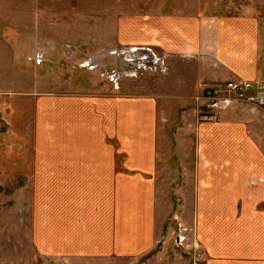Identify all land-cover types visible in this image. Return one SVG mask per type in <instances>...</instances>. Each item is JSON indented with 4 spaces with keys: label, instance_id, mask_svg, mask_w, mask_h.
Returning a JSON list of instances; mask_svg holds the SVG:
<instances>
[{
    "label": "crops",
    "instance_id": "0c3cea01",
    "mask_svg": "<svg viewBox=\"0 0 264 264\" xmlns=\"http://www.w3.org/2000/svg\"><path fill=\"white\" fill-rule=\"evenodd\" d=\"M61 2L68 16L102 17L82 23L89 34H69L68 22L69 42L36 36L46 60L32 63L49 78L27 89L0 83V223L10 225L0 229V264H188L167 242L185 223L198 234L210 226V264H264V118L243 101L221 106L218 118L193 102L227 82L264 84V15L238 0ZM125 47L152 49L163 75L149 83L153 71L142 73L145 82L122 92L71 72ZM56 57L73 64L58 71ZM219 164L236 165L219 181Z\"/></svg>",
    "mask_w": 264,
    "mask_h": 264
},
{
    "label": "rangeland",
    "instance_id": "374dc122",
    "mask_svg": "<svg viewBox=\"0 0 264 264\" xmlns=\"http://www.w3.org/2000/svg\"><path fill=\"white\" fill-rule=\"evenodd\" d=\"M61 1L62 0H56V3H55L53 0H0V70H2L0 72V83L2 81H3L2 84H5V85L9 83L10 88L12 89H20V88L27 89L26 87L32 86V84H34V82H36L37 79H38V82H42L43 79L49 78L46 72L41 73L40 71H38L39 68L35 66L34 63H32L34 62L33 61L34 54L37 52H39V54L42 56V60H46L43 48L35 47L36 36L37 35L41 36L40 38L42 37L50 38L52 35H58L59 37L64 38L62 40L69 42V40L66 38L67 35L69 34H77L79 32L83 34L91 33V31H89V29H87L82 24L83 22H85V20L87 21L92 20V22H94L95 20H98L99 18L101 19L102 17L99 11L97 14L89 16V17L85 16L84 14L81 16H77L75 13L68 16L69 15L68 11H66L67 6L62 5ZM161 1L168 2L169 0H161ZM225 1L226 0H224V2ZM238 2L244 3L242 5L239 4V6L241 7L240 9H242L243 11L245 12L247 11L248 13H251V14L261 13L264 15V0H238ZM94 4H96L97 7H99L97 2H95ZM108 4L109 3H107V5ZM11 5L13 8L12 10H14L15 12H12L10 10L9 6ZM54 5L56 7H54ZM56 8L59 11L55 12L57 10ZM61 9H63V11H66L67 13L65 12V13L60 14L62 12ZM128 9L130 10L129 7ZM212 10L219 11L215 8L214 9L212 8ZM52 20L54 22H51ZM47 21H50L51 23L54 24V27H55L53 29L54 31H51L48 26L47 27L45 26V25H48ZM20 22H22L21 26L19 24ZM68 22L71 24H74L73 29H71L70 31L71 33H69L67 29L69 27L67 25ZM14 23H16V25H13ZM18 26H20L21 29H19ZM40 28L42 31L41 32L39 31L40 32V35H39L38 30ZM94 29H96L94 31L95 33H100L99 27H96ZM20 32L21 34L24 35L23 37L24 39L18 38V35H19L18 33ZM14 34H16V36ZM17 40H19V43L21 44V46H17L18 44ZM67 45L68 46L64 47V49H66L65 52L72 54V52L75 51L74 50L75 48L69 45L68 43ZM21 47L25 49V52L21 51ZM19 50L21 52H19ZM114 52L117 53V55H115ZM119 53H120L119 50L113 49L112 51L109 52V54H111L112 56H116V57H112L113 61H108V62L105 61L104 63L102 62L99 63L98 60L97 62H95V59L90 57L88 58L87 66L94 65L96 69L87 71L86 73H81V72H77L73 70L71 72L73 75H75V78H77L78 80L79 79L81 80L84 77L86 78L89 77L90 80H100L102 82H105L107 80L108 81L106 82L107 85L109 84L118 90L123 86L122 92H127L128 91L127 89L128 88L130 89L131 87L130 82L138 81V79L142 78L143 76L141 75L142 73L149 72V71H147L144 67L142 68V70L140 71L138 70L137 65L139 64H137V62L133 63L131 61V57H130L131 51L130 50H126L125 53H123L122 55L121 54L119 55ZM73 55H75L74 52H73ZM76 57L80 58V56L77 55L74 57V60L76 59ZM47 58L50 60L52 59L49 56ZM54 61L56 62V65L55 64L51 65V67H53L54 69H58V71L62 69L61 68L62 66H60L59 62L70 64V65L73 64V62L70 63V61H73V59L69 60V59H66L65 57L63 58L56 57ZM8 67L10 70L9 73L8 72L3 73L4 68L7 70ZM70 69H73V66L72 67L70 66V68H68L67 70H70ZM87 70L89 69L87 68ZM164 70H165V66H161V68L153 71L149 75L152 78L150 79L149 83H152L155 79L157 80L156 77L158 75L162 76L163 75L162 72ZM131 71H136V74L135 75L129 74ZM115 73H117L118 76L122 77V79L121 80L116 79L115 82L114 81L111 82L110 79H108V77L110 74L111 76H115ZM146 79H147L146 76L143 77L142 78L143 82H145ZM238 81L250 82L254 87H258V88L250 90L251 92L250 96H253V99L255 101L253 102L243 101L244 103L242 102L240 103L243 105L242 106L243 111L246 112V111H249L250 109V112H255L258 116H261V118H264V95L262 93L264 91V84L262 82H257L254 80H238ZM48 86L50 87V84ZM259 87H262V88H259ZM51 88L56 89V84L52 83ZM148 89L151 90L150 87H148ZM221 89L224 90L223 88ZM107 90L109 92L112 91L110 87ZM201 102H205V100ZM227 105L229 106V104ZM227 105H225V107ZM208 107L209 109H212L215 112L214 113L215 118L216 117L218 118V113H220L219 111L220 109H222L220 108L221 105H219L216 108V106H213L210 104V106ZM30 112L31 111L29 110V108L23 109V113L26 115H29ZM0 126L3 127L1 121H0ZM23 128L26 129V126H24ZM3 145H4V142L2 141L1 136H0V149L3 147ZM8 157L11 158V160L13 161L11 165L15 166L19 164V161H15L18 157V153L16 152L10 153ZM1 165L2 164H0V166ZM235 165L236 164H233V165L219 164L220 166L219 181L222 180L221 177H226V172H227L226 168L228 166L232 167ZM171 176H174V175H171ZM258 177L259 176H257L256 174L251 175L252 179H255ZM165 180L166 179H162V177L159 178L158 183L160 184V188L164 187L163 182ZM12 184H14V182H12ZM1 186H3L2 182H1ZM8 190L10 191V193H12V190L10 189ZM158 195L161 197L163 203H166V197L168 193L166 194L163 190H160L158 192ZM15 210L16 208H14L12 212L10 213V215L7 217V219L10 217L11 224H12ZM0 211L1 212L3 211L2 208H0ZM171 218L172 217H170L171 221H174L176 222V224H178L176 218H173V219ZM9 227L10 225L3 226V222L0 223L1 232L5 234L10 232ZM201 229L202 230L198 234L197 232H194V229L191 228L187 223H185L184 226L178 225L176 227V231L175 232L172 231L170 234V239L167 240L168 244H171L172 248H177L178 251L184 253L186 257H188L189 260L186 258L188 260L187 261L188 264H210L211 254H207V253L211 251V249H207L206 246H211L210 244H208V242L212 240V236H213V239H215L214 234L213 235L211 234L210 232L211 228L209 225L203 226V228ZM224 237H226V234L224 232L218 233V240H221ZM149 264H158V263L157 261L153 260V261H150Z\"/></svg>",
    "mask_w": 264,
    "mask_h": 264
},
{
    "label": "built area",
    "instance_id": "2783aa9c",
    "mask_svg": "<svg viewBox=\"0 0 264 264\" xmlns=\"http://www.w3.org/2000/svg\"><path fill=\"white\" fill-rule=\"evenodd\" d=\"M117 50V49H115ZM120 51L119 55L125 53L126 50H130L131 54V61L133 63L139 64L137 65L138 70H142L144 67L147 71L152 72L156 69L161 68V66H164V62L161 56L155 54L152 49L147 47H125L118 49ZM115 53V52H114ZM117 55V53H115ZM149 56L152 58L153 61L156 62V64H151L149 61ZM33 61L36 64H39L42 61V56L39 54V52L34 54ZM88 59L84 60L82 63L79 64L82 68H88L89 70H94L96 67L94 65L87 66ZM129 74L135 75L136 71H131ZM121 77L118 76L117 73H115V76L109 75L108 79H110L111 82H115L116 79H120ZM117 86V85H115ZM115 88V87H114ZM258 87H254L250 82L242 81V82H229L221 89L220 86H215L213 88H209L204 91L203 94L195 95L193 96L194 103L196 105H204V106H219V105H225L233 101L237 100H244V101H255L253 99V96H250V90L255 89ZM262 88V87H259ZM264 95V91L262 92ZM205 102H201L204 101ZM201 102V103H200ZM204 103V104H203Z\"/></svg>",
    "mask_w": 264,
    "mask_h": 264
},
{
    "label": "bare ground",
    "instance_id": "6f19581e",
    "mask_svg": "<svg viewBox=\"0 0 264 264\" xmlns=\"http://www.w3.org/2000/svg\"><path fill=\"white\" fill-rule=\"evenodd\" d=\"M149 61H150L151 64H156V62L153 61L150 56H149ZM231 82H240V81H231ZM227 83H229V82H227ZM227 83L222 84V85H217V86H220L221 88H224ZM237 101H244V100H237ZM233 102H236V101H233ZM233 102H230V103H233ZM230 103H228V104H230ZM225 105H227V104H225ZM225 105H222V106H225Z\"/></svg>",
    "mask_w": 264,
    "mask_h": 264
}]
</instances>
